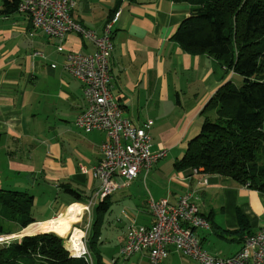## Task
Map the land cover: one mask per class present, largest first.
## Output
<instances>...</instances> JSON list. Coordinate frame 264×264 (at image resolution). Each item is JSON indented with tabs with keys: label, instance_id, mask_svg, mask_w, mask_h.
<instances>
[{
	"label": "crops",
	"instance_id": "crops-1",
	"mask_svg": "<svg viewBox=\"0 0 264 264\" xmlns=\"http://www.w3.org/2000/svg\"><path fill=\"white\" fill-rule=\"evenodd\" d=\"M14 1L0 0V188L16 187L14 190L23 192L52 188L55 199L49 195L43 203L51 213L43 219L47 221L74 204V196L63 189V184L81 193L83 202L75 203L83 207L94 197L100 180L83 173L80 166L98 165L103 158L101 144L110 138L105 131L85 132L76 125L77 117L87 107L83 84L64 69L65 56L57 50L58 39L34 28L27 14L7 9V2ZM74 1L73 19L100 35L113 11H120L111 29L112 93L135 126L153 121L152 151H166L163 159L149 171L142 170L128 184L124 185V177L116 176L120 187L104 200L96 199L90 207L86 226L92 231L98 220L102 229L99 239L104 234L107 214L112 208L118 209L112 225L107 220L106 226V230L113 226L118 235L113 240L102 238L107 242L94 258L95 263L151 264L147 251L128 258L122 255L128 228L133 222L153 224L148 209L150 199L167 198L176 204L187 193L194 194V202L211 225L196 229L202 247L215 257L234 255L244 239L239 233L225 230L241 226L239 215L245 217L253 232L263 228L264 192L216 174H208V182L203 184L201 174L179 169L175 164L200 131L209 99L236 73L206 53L186 52L173 40L177 28L190 14L187 3ZM64 45L82 53L94 49L77 33L69 34ZM103 202V210L98 213L97 206ZM161 264L199 263L170 246Z\"/></svg>",
	"mask_w": 264,
	"mask_h": 264
},
{
	"label": "trees",
	"instance_id": "trees-1",
	"mask_svg": "<svg viewBox=\"0 0 264 264\" xmlns=\"http://www.w3.org/2000/svg\"><path fill=\"white\" fill-rule=\"evenodd\" d=\"M174 1L189 4L190 14L173 40L190 54L210 55L243 78L241 85L231 79L224 82L209 99L200 131L175 165L191 172L201 169L264 192V0ZM18 3L7 2V9L17 10ZM62 187L74 196V203L83 202L76 188ZM34 202L35 197L27 192L0 188V236L19 233L39 221ZM103 204H98V213ZM97 221L86 239L90 244L102 235ZM239 221V228L225 231L239 233L242 239L254 233L243 215ZM66 241L51 231L0 243V264H91L73 257Z\"/></svg>",
	"mask_w": 264,
	"mask_h": 264
},
{
	"label": "built area",
	"instance_id": "built-area-1",
	"mask_svg": "<svg viewBox=\"0 0 264 264\" xmlns=\"http://www.w3.org/2000/svg\"><path fill=\"white\" fill-rule=\"evenodd\" d=\"M73 0H19L21 13L35 12V28L43 34L60 41L57 50L64 53V69L83 84L86 109L77 117L76 125L85 132L101 130L108 133L109 141L101 144L103 158L93 167L82 164L83 173H91L100 180L94 197L84 206V214L101 196L111 195L120 184L116 176L125 179L124 185L134 180L142 170L149 171L166 151H152L150 128L153 121L143 126H135L124 115V110L115 101L112 93V75L109 57L113 52L112 25L117 18H111L102 35L96 31L82 30L70 21ZM72 33L88 35L94 49L82 53L67 49L64 41ZM35 54H41L36 52ZM54 66V65H53ZM201 174L200 182L207 184L208 174L201 169H193ZM249 187L248 185H245ZM193 193L180 197L176 204L167 198L150 199L148 209L154 222L150 226L132 223L128 228L121 253L125 258L140 251L149 253L151 264H161L168 254V248L195 259L199 264H247L248 253H257V264H264V227L244 238L243 247L230 257L210 255L201 245L195 229L209 228L210 224L200 213L193 200ZM86 218V216L84 217ZM11 235H1L0 243L9 242ZM83 236L84 248L81 254L72 255L85 258L92 264L90 253Z\"/></svg>",
	"mask_w": 264,
	"mask_h": 264
},
{
	"label": "bare ground",
	"instance_id": "bare-ground-1",
	"mask_svg": "<svg viewBox=\"0 0 264 264\" xmlns=\"http://www.w3.org/2000/svg\"><path fill=\"white\" fill-rule=\"evenodd\" d=\"M75 6V1H72L71 9H70V21L75 25V27H79L82 30H90L77 21H75L72 17V10ZM18 11L21 12V2L18 3ZM120 11H117L112 18H118ZM28 16L31 19L33 26L35 28V12H28ZM83 39L87 42L91 43L88 35H81ZM92 44V43H91ZM114 50V44H113ZM93 52V51H92ZM79 80V78H77ZM109 195H104L100 197V200H104ZM85 208L80 203L71 204L64 213H61L58 217L44 221L39 220L36 223L31 224L24 233L26 234H37L42 232H55L61 236L69 237V248L71 249V255L81 254L84 248L83 236L85 234L84 230L81 227L82 220L85 217L84 214ZM75 223H80V227L75 226ZM23 233V234H24ZM247 264H257V253H248L247 256Z\"/></svg>",
	"mask_w": 264,
	"mask_h": 264
},
{
	"label": "rangeland",
	"instance_id": "rangeland-1",
	"mask_svg": "<svg viewBox=\"0 0 264 264\" xmlns=\"http://www.w3.org/2000/svg\"><path fill=\"white\" fill-rule=\"evenodd\" d=\"M235 75L236 76L233 78V81L237 85H241L242 81H243V78L240 75H238V74H235ZM204 118L205 117H203V121H204ZM202 124L203 123H201V127H202ZM201 127H200V129H201ZM198 132H197V134H198ZM14 188H16V187H5L4 189L5 190H14ZM27 190H28L27 193L35 196V198H36L35 207H34V216H35V218L36 219H44V218H47L48 216H50L51 213H49V208H48L47 204H43V203L46 201V199L49 197V195L50 196L52 195L53 196L52 198L55 199L56 191H54L52 188H48V187L47 188L44 187L43 189L34 188V189H27ZM117 210L118 209L112 208L111 214H109V215L107 214L106 221L104 222V226H103L104 234H103L102 238L108 237L109 240H113L114 237H117L118 231L113 226H111L110 228L108 227V230H106V226H108V221L107 220H109L111 225H112V223L114 222V220H115V218L117 216ZM52 212H53V210H52ZM85 216L87 217V220H83L82 221L81 227H80V223H75V226H77V227L79 226L80 228H83V230L85 232L84 235H86V239H87L88 236H89V230H90V229H87V226H86L87 223H88L89 212H87L85 214ZM27 228H25L24 230H22L19 233L11 235L12 237H11V240H9V241H15V240L20 239L21 237H23L22 234L24 233V231ZM64 237L67 238L66 245H67V248H69V243H70L69 242V237H67V236H64ZM102 238L99 239L98 241H96L95 243H92V244L88 243V240H86L87 246L90 249V253L92 254L93 259L94 258L96 259L97 253H100L101 247L103 246L104 243L107 242L106 239H102ZM69 250L71 251V249H69ZM121 259H122V257H121Z\"/></svg>",
	"mask_w": 264,
	"mask_h": 264
},
{
	"label": "water",
	"instance_id": "water-1",
	"mask_svg": "<svg viewBox=\"0 0 264 264\" xmlns=\"http://www.w3.org/2000/svg\"><path fill=\"white\" fill-rule=\"evenodd\" d=\"M24 235H29V234H26V233L22 234V236H24Z\"/></svg>",
	"mask_w": 264,
	"mask_h": 264
}]
</instances>
